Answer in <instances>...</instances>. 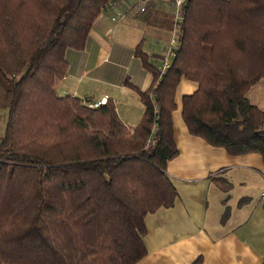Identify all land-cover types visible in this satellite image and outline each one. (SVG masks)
Returning a JSON list of instances; mask_svg holds the SVG:
<instances>
[{
	"label": "trees",
	"instance_id": "obj_1",
	"mask_svg": "<svg viewBox=\"0 0 264 264\" xmlns=\"http://www.w3.org/2000/svg\"><path fill=\"white\" fill-rule=\"evenodd\" d=\"M116 1L0 0V264H133L145 255V216L177 197L166 164L177 155L171 112L182 76L198 84L182 97L188 131L264 162V110L245 96L264 79V0H187L168 67L138 49L152 81L132 127L110 99L88 107L55 90L67 51L87 47Z\"/></svg>",
	"mask_w": 264,
	"mask_h": 264
},
{
	"label": "crops",
	"instance_id": "obj_2",
	"mask_svg": "<svg viewBox=\"0 0 264 264\" xmlns=\"http://www.w3.org/2000/svg\"><path fill=\"white\" fill-rule=\"evenodd\" d=\"M145 1L143 12L138 0H118L98 16L87 47L67 51V73L55 84L58 94L85 103L110 99L127 126L138 124L144 113L140 91L152 81L138 49L159 66L170 38L160 32L172 26V0ZM197 88L184 76L176 86L171 120L177 155L166 171L177 197L172 206L145 216L146 253L133 264H264L263 158L257 152L229 154L188 131L182 97Z\"/></svg>",
	"mask_w": 264,
	"mask_h": 264
},
{
	"label": "built area",
	"instance_id": "obj_3",
	"mask_svg": "<svg viewBox=\"0 0 264 264\" xmlns=\"http://www.w3.org/2000/svg\"><path fill=\"white\" fill-rule=\"evenodd\" d=\"M187 0H172L173 5V21L172 26L170 29V38L168 45L165 50V56L163 57L162 63H161V70H164L168 67L170 58L174 55V51L177 48L178 45V37L180 32L181 23L183 21V13H182V7L185 5ZM139 4V11L143 12L145 10L146 1L145 0H138ZM115 2L110 3L106 10L111 9L114 7ZM111 19H115L116 16L113 14H109ZM103 101H96V102H88V107H96L99 104H102ZM260 202L264 205V187L260 191Z\"/></svg>",
	"mask_w": 264,
	"mask_h": 264
},
{
	"label": "rangeland",
	"instance_id": "obj_4",
	"mask_svg": "<svg viewBox=\"0 0 264 264\" xmlns=\"http://www.w3.org/2000/svg\"><path fill=\"white\" fill-rule=\"evenodd\" d=\"M171 0L168 1L170 3ZM169 5V4H168ZM169 11L168 13L171 15L170 22H172L173 19V5L172 1L169 6ZM164 31H161V36L167 37L165 40L167 41L169 38L170 34V28L168 32L165 34V29ZM246 98L254 105H257L260 109L264 110V79H260L257 81L245 94ZM129 106L132 107V104ZM123 106H121V112L123 110ZM5 123H6V112L4 110L0 109V138L3 137L4 135V129H5Z\"/></svg>",
	"mask_w": 264,
	"mask_h": 264
}]
</instances>
